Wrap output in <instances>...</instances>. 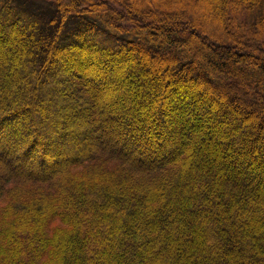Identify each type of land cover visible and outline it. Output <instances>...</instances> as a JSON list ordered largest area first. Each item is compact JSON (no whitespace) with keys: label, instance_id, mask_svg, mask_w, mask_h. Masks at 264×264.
Returning a JSON list of instances; mask_svg holds the SVG:
<instances>
[{"label":"trees","instance_id":"16d2710c","mask_svg":"<svg viewBox=\"0 0 264 264\" xmlns=\"http://www.w3.org/2000/svg\"><path fill=\"white\" fill-rule=\"evenodd\" d=\"M0 264H264V0H0Z\"/></svg>","mask_w":264,"mask_h":264},{"label":"rangeland","instance_id":"374dc122","mask_svg":"<svg viewBox=\"0 0 264 264\" xmlns=\"http://www.w3.org/2000/svg\"><path fill=\"white\" fill-rule=\"evenodd\" d=\"M128 66V65H127ZM126 68V67H125ZM124 73L125 72V69H124V67L122 68V69H120L119 71H118V73ZM117 73V72H116ZM117 73V74H118ZM111 77H112V75H111ZM113 78H114V76H113ZM104 85V84H103ZM114 91H116V89H115V85H111V84H109V83H106V89L104 90V92L106 93V94H108V95H113V103H114V108L116 109V106L117 107H119L120 108V104H122L123 103V105H128V103H127V100L125 99V96H126V92L124 91V92H120V93H118L117 94V96L115 95L114 96V94H113V92ZM106 94H102L103 96H105ZM116 105V106H115ZM146 114V113H145ZM145 116H147V115H145ZM149 116V115H148ZM204 121H206V120H204ZM206 122H208V120L206 121ZM112 137H119L120 138V134H113V136Z\"/></svg>","mask_w":264,"mask_h":264}]
</instances>
